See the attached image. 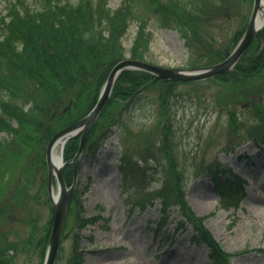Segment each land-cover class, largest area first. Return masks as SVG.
<instances>
[{"label":"rangeland","instance_id":"rangeland-1","mask_svg":"<svg viewBox=\"0 0 264 264\" xmlns=\"http://www.w3.org/2000/svg\"><path fill=\"white\" fill-rule=\"evenodd\" d=\"M8 1L0 0V16H5ZM108 1L117 8L121 0ZM24 2L33 8L41 5L40 0ZM213 6L215 11L198 26L199 37L191 36L190 47L175 30L150 24L152 41L145 61L185 71L218 63V54L232 51L236 35L244 32L253 0H224ZM135 32L131 24L122 40L126 52ZM199 59L203 65L190 68ZM238 78L236 83L215 77L176 81L171 87L152 83L134 105L118 101L109 106L92 141L100 144L102 132L117 116L120 127L95 154L84 151L79 159L77 186L54 264H211L206 247L193 241L191 226L180 224L184 212L205 218L204 228L230 255V264H264V254L257 252L264 249V147L256 143L264 135V70ZM92 84L79 85L61 101L60 110L69 99L82 100L65 119L51 121V134L81 116L87 102L82 98ZM10 123L24 137H32L34 150L27 152L12 132L0 130V264H43L53 216L45 162L50 136ZM122 154L129 164L136 163L123 175L118 168ZM215 163L225 164L246 182L236 207L224 206L210 185L207 169ZM151 190H156L154 195ZM166 197L170 207L164 210L161 200ZM78 201L85 217L94 218L83 229L78 227Z\"/></svg>","mask_w":264,"mask_h":264},{"label":"trees","instance_id":"trees-1","mask_svg":"<svg viewBox=\"0 0 264 264\" xmlns=\"http://www.w3.org/2000/svg\"><path fill=\"white\" fill-rule=\"evenodd\" d=\"M40 1L38 8L31 7L24 0L8 1L5 4V16H0V130L12 132L17 142L23 143L27 152L34 150L30 141L32 137H24L20 129L16 131L12 128L10 122L14 120L20 127H25L36 135L46 132L51 139L58 132L50 133L51 121L56 118L65 119L72 108L78 107L82 101L77 97L73 101L69 99L67 107L62 110L59 108L61 101L76 87L87 82L93 83L85 98H82L87 101L84 112L80 117L65 122L60 130L81 119L92 109L108 73L117 62L127 58V52L128 58L145 61L152 41L150 24L175 30L184 44L190 47L191 36L199 37L197 29L202 18L210 11H215L213 4L224 0H121L117 8H111L108 0ZM131 24H135L136 32L132 45L126 52L122 40ZM242 34L243 31L236 35L235 45ZM256 35L233 69L215 79L236 83L240 81L238 77L245 79L264 70V27ZM251 49L254 52L248 60L247 55ZM230 52L228 49L218 54L217 61L225 59ZM197 64L190 65V68L203 65L202 60L199 59ZM152 83L171 87L176 81L162 80L138 70L120 72L113 83L111 96L97 116L85 142L83 149L87 154H95L107 139L115 135V129L120 127V116H117L114 125L102 132L101 143L92 141L94 132L100 127L99 119L104 117L109 106L118 101L126 106L134 105ZM164 102L160 98L159 103L164 105ZM76 138H70L65 145L64 161L74 156L78 147ZM256 143L262 149L264 135ZM125 156L122 154L119 157L118 168L122 175L128 168L136 165L129 164ZM207 175L211 179L210 185L221 202H224V206L233 204L236 207L245 195V182L233 176L231 170L222 163L208 167ZM64 178V182L70 185L72 165L65 168ZM155 182L162 185L159 181ZM154 191L156 190H153V195ZM167 199L168 197L161 200L164 210L170 207ZM149 201L151 203V199ZM78 202V227L83 229L94 218L85 217L81 201ZM139 203L142 209L146 207L145 199ZM181 203H184L183 197ZM189 215L184 212L180 224L191 226L193 241L206 247L211 264H230V255L221 249L204 228L205 218H190ZM45 247L43 246L44 251ZM257 252L264 254V249Z\"/></svg>","mask_w":264,"mask_h":264},{"label":"water","instance_id":"water-1","mask_svg":"<svg viewBox=\"0 0 264 264\" xmlns=\"http://www.w3.org/2000/svg\"><path fill=\"white\" fill-rule=\"evenodd\" d=\"M263 0H253V7L252 12L250 13V18L248 21L246 30L238 42L234 50L231 52L229 56H227L226 59L223 61L214 64L212 66L201 68L194 71H184V70H178L172 68H164L158 65H154L145 61H137L132 59H124L122 61H119L108 73V77L103 84V87L100 91V95L97 99L96 104L92 108V110L84 116L82 119L78 120L77 122L71 124L70 126H67L66 128H63L49 141V144L47 146L46 151V165H47V189L49 197L52 201V227L50 236L48 239V245L46 249V253L44 256V262L43 264H54L60 240H61V234L63 231L64 223L66 220L67 212L69 210L70 200L73 193V190L76 186V170L78 167L79 158L83 152L84 144L86 142V139L92 129V126L94 125L97 116L103 109V105L106 104L112 87L113 83L116 79V77L119 75L120 72L124 70H139L143 72H147L149 74H152L154 76H157L158 78L168 79V80H174V81H181V82H188V81H199V80H205L206 78H211L214 76L222 75L226 72H228L231 67H233L236 62L239 60L240 56L243 55V53L247 50L249 45L254 40L256 34L260 31V29L264 26V14H263ZM261 16L262 21L257 23V17ZM80 135L79 138V145L77 152L73 159H71L68 162L61 163V165L57 168L53 166V164L50 161V149L53 145V143L56 141V139L60 138H66L69 139L70 137H73L75 135ZM72 162L73 165V179L72 183L69 187L66 186L64 182V167L67 166ZM53 178L56 182V189L58 193V198L56 202H53L52 200V181Z\"/></svg>","mask_w":264,"mask_h":264},{"label":"bare ground","instance_id":"bare-ground-1","mask_svg":"<svg viewBox=\"0 0 264 264\" xmlns=\"http://www.w3.org/2000/svg\"><path fill=\"white\" fill-rule=\"evenodd\" d=\"M259 23H261V18L260 16L257 17V23L258 25H260ZM66 141V138H60V139H56V141L53 143L50 151V161L53 164V166L55 168L59 167L62 163V159L60 157V154L58 153V149H61V147L64 145V142ZM58 198V193L54 190H52V200L53 202H56ZM175 252H177V248L173 249ZM174 252V253H175Z\"/></svg>","mask_w":264,"mask_h":264}]
</instances>
